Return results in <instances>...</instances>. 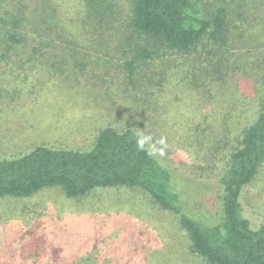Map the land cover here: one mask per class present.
I'll return each instance as SVG.
<instances>
[{"label":"rangeland","instance_id":"374dc122","mask_svg":"<svg viewBox=\"0 0 264 264\" xmlns=\"http://www.w3.org/2000/svg\"><path fill=\"white\" fill-rule=\"evenodd\" d=\"M132 1L110 0V24L101 26L98 13L108 6L100 0L87 13L83 0H0V160L41 145L87 150L106 127L143 131L173 172L187 216L215 225L219 176L264 95V0H193L198 17L226 10L231 69L221 79L206 75L202 51L168 52L143 65L128 86L122 63L156 43L131 35ZM11 34L24 44H9ZM60 34L74 35L71 62L81 61V71L67 72V52L54 57ZM240 201L250 227L264 225V164ZM188 246L176 221L138 189L66 200L51 188L0 199V264L83 256L95 264H207Z\"/></svg>","mask_w":264,"mask_h":264},{"label":"trees","instance_id":"16d2710c","mask_svg":"<svg viewBox=\"0 0 264 264\" xmlns=\"http://www.w3.org/2000/svg\"><path fill=\"white\" fill-rule=\"evenodd\" d=\"M94 1L98 0H83L86 13L92 10ZM100 1L108 6L98 13L97 24L104 26L110 24L111 4L110 0ZM192 3L193 0L132 1L131 35L145 36L156 43L154 47L132 51L122 63L128 86L135 85L136 72L143 65L168 52L189 55L202 51L210 69L206 75L209 73L213 80L221 79L231 69L226 58L231 54L225 35L226 10L219 8L204 18L198 17L192 11ZM23 40L17 34L7 35V42L17 47L24 44ZM74 40L73 34H60L52 47L55 58L68 53L67 72L72 74L84 68L81 61L71 62L77 52ZM39 50L33 49L32 54L38 55ZM255 54L258 56L257 51ZM51 69L59 70L54 64ZM138 134L132 128L106 127L98 132L87 150L41 145L22 156L0 160V199L30 197L51 188L59 189L66 200H79L97 189H138L158 210L176 221L186 234L188 249L194 257L207 264H264V225L253 230L243 216L240 201L243 189L264 164V95L256 118L242 130L237 147L219 176L221 206L215 225L206 226L187 216L175 189L173 172L149 154L148 145L143 150L138 147ZM47 264H95V261L91 256H83Z\"/></svg>","mask_w":264,"mask_h":264},{"label":"clouds","instance_id":"9594fccd","mask_svg":"<svg viewBox=\"0 0 264 264\" xmlns=\"http://www.w3.org/2000/svg\"><path fill=\"white\" fill-rule=\"evenodd\" d=\"M161 143H163V140H161ZM137 144H138V147L143 150L145 148V145H148L149 146V149H150V152L149 154L150 155H154L155 152L154 151H151V149L153 148V145H152V137L151 135H145L143 133V131H141L139 134H138V138H137Z\"/></svg>","mask_w":264,"mask_h":264}]
</instances>
